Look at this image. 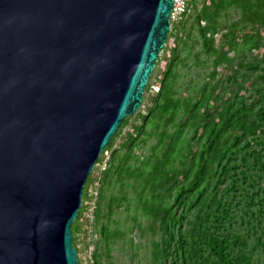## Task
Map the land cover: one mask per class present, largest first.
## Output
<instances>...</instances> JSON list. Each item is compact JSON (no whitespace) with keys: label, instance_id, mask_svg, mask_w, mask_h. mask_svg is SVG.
Here are the masks:
<instances>
[{"label":"trees","instance_id":"16d2710c","mask_svg":"<svg viewBox=\"0 0 264 264\" xmlns=\"http://www.w3.org/2000/svg\"><path fill=\"white\" fill-rule=\"evenodd\" d=\"M196 6L188 28L189 12L170 27L144 112L123 119L94 165L105 168L86 178L71 231L78 253L89 211L100 238L90 264H116L119 241L136 264H264V54H252L264 49V0ZM229 12L238 19L222 26ZM121 207L132 214L114 221ZM134 229L147 259L122 238Z\"/></svg>","mask_w":264,"mask_h":264},{"label":"water","instance_id":"95a60500","mask_svg":"<svg viewBox=\"0 0 264 264\" xmlns=\"http://www.w3.org/2000/svg\"><path fill=\"white\" fill-rule=\"evenodd\" d=\"M172 0H0V264H78L71 225L142 103Z\"/></svg>","mask_w":264,"mask_h":264},{"label":"rangeland","instance_id":"374dc122","mask_svg":"<svg viewBox=\"0 0 264 264\" xmlns=\"http://www.w3.org/2000/svg\"><path fill=\"white\" fill-rule=\"evenodd\" d=\"M203 2V0H197V9H199L201 7V3ZM194 14V11L191 9H189V14L187 15V17L184 19V23L186 24L185 28H188L190 26V24L192 23V15ZM237 20L238 16L236 14H234L233 12H229V15L224 16L220 19V24L223 26L224 24H227L228 22H230V20ZM194 32V31H193ZM221 33H223V31L219 30V33L215 36L216 39V46H218V40L219 37L221 35ZM261 35L264 36V30H261ZM195 34V32H194ZM253 55H258V56H262L264 54V49H259L258 51H253L252 52ZM204 58V57H202ZM199 69H194L192 68V70H189V72L186 74L187 78H191L194 75H196V72H199ZM185 72L180 71V74H183ZM218 76H222L221 70H218ZM155 91L153 89H151L149 91V94H153ZM148 93L143 94V97H146ZM145 109V100L142 101L140 107L138 108L137 111H142L141 113L144 112ZM137 113V112H136ZM135 116V114L133 115ZM127 131V127L124 128L122 130V133L119 137H117L114 141V147H117L123 140V134ZM139 154V153H138ZM106 156L109 155V153L105 154ZM105 168V164H100L98 166H94L93 169L91 170L92 176H98L99 175V171ZM93 188V192H96V185L92 186ZM132 209V206H131ZM128 210H123V208L121 207L120 209H114L113 213L111 214L112 219L115 220H119V217L122 216H129L132 214V211ZM90 210V208H89ZM95 226L93 224L92 221V215L91 213L88 211V217L85 219L84 223H82L81 226V232L79 234L78 240V248H79V252L76 253V257L77 259H80L82 261L83 264H90L89 261V257L91 256V254L93 253L95 247H97L98 249V245L97 243L100 245V238L98 235H96L95 230H94ZM132 236L134 237L135 240H133V242L135 244L138 245H144L145 249L143 250L142 248L138 251V256L142 255L144 256V258H148V250H147V239H140L138 238V230L134 229L132 232H129L126 234V236L122 237L124 240L127 239V243H128V237ZM121 238V240H122ZM102 247V246H101ZM129 251L125 248V246L123 245V243H117L116 245L113 246V250L111 251V260L113 263L116 264H132L131 262H133V264H136L135 260L131 259L129 257ZM131 260V261H130ZM142 261V260H140ZM141 264H145L142 263ZM148 264V263H147Z\"/></svg>","mask_w":264,"mask_h":264},{"label":"built area","instance_id":"2783aa9c","mask_svg":"<svg viewBox=\"0 0 264 264\" xmlns=\"http://www.w3.org/2000/svg\"><path fill=\"white\" fill-rule=\"evenodd\" d=\"M191 0H172V7L169 12V25L179 22L188 14Z\"/></svg>","mask_w":264,"mask_h":264}]
</instances>
